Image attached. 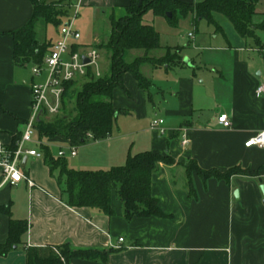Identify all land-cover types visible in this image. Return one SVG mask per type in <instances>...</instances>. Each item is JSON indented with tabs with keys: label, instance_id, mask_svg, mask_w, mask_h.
I'll return each instance as SVG.
<instances>
[{
	"label": "crops",
	"instance_id": "crops-1",
	"mask_svg": "<svg viewBox=\"0 0 264 264\" xmlns=\"http://www.w3.org/2000/svg\"><path fill=\"white\" fill-rule=\"evenodd\" d=\"M130 1L77 0L75 10L90 9L92 15H111L116 9L125 13ZM32 12L31 0H0V140L9 144L20 136L31 114L32 85L43 83L47 76L45 68L36 74L31 68L28 74V64L15 63L13 38L7 34L25 25ZM215 13L219 12H213L218 28L213 25L211 34L197 33L194 38L188 32L195 46L203 45L208 51L205 55L186 53L184 57L180 45H160L148 51V56L159 58L166 47H180L181 62L169 66L145 62L139 67L149 88L150 77L142 72V66H147L150 74L157 70L165 73L166 85L156 91L163 99V117L158 118L163 120L162 124L135 130L118 126L114 136L111 132L103 139L77 146V160L72 166L68 164L74 169H108L124 164L128 154L149 150L170 155L174 162L160 163L150 183L151 195L168 216L125 220L115 190L111 192L114 213L110 216L86 206H69L61 199L60 188L43 158L28 156L24 172L35 182L33 187L24 179L17 185H1L0 174V206L9 204L12 217L25 220L28 225L21 237L22 244L0 256V264H26V246L64 242L74 248L115 249L106 262L72 258L70 264H264V191L260 189L264 182L242 175H233L228 182L214 177L203 180L195 171L189 175L184 166L188 159H194L204 169L225 170L234 165L257 169L264 165V147L244 145L250 135L264 130V97L254 93L264 74L254 53L264 56V28L256 29L254 38L241 36L234 27V32L226 35ZM187 16L198 30L203 19L194 23L193 16ZM263 21L264 0H258L252 23L259 25ZM108 22L105 39L94 36L83 41L75 28L80 36L69 40L68 51L85 53L90 47L105 50L98 45L109 37L110 17ZM58 35L50 40L51 44L59 39ZM161 47L160 54H154ZM143 55L142 49H130L125 59L132 61ZM99 61L88 68L94 78L106 74L100 71ZM123 82L126 90L116 87L111 96L112 105L118 109L114 123L119 114L147 119L149 88L139 86L130 72L124 73ZM220 113L227 114L230 127L217 122ZM126 123L123 118L122 124ZM27 146L33 147L32 143ZM262 173L264 170L259 175ZM8 224L7 215L0 212V243L7 238Z\"/></svg>",
	"mask_w": 264,
	"mask_h": 264
},
{
	"label": "trees",
	"instance_id": "trees-1",
	"mask_svg": "<svg viewBox=\"0 0 264 264\" xmlns=\"http://www.w3.org/2000/svg\"><path fill=\"white\" fill-rule=\"evenodd\" d=\"M258 0H202L195 3H184L177 0H131L125 7V13L115 17L110 15L111 30L106 42L98 47L108 53V72L98 78L91 76L71 92L74 97L73 107L62 115L57 113L52 119L42 109L35 127L41 141L67 142L71 146H79L90 140H99L109 136L112 132L118 109L111 103L114 88L126 90L123 75L130 72L139 86L148 90V80L140 72V65L148 62L153 66L177 64L181 62L180 47H166L165 54L159 58L149 57L148 51L160 47L159 33L152 24L144 23L142 16L149 10L154 14H164L172 18V14L180 8L182 17L193 16V22L204 19L208 24L218 26L213 19V12L225 15L235 30L244 37H256L255 30L264 28L263 23H252L255 4ZM33 12L28 22L21 28L7 34L13 38V57L17 65L28 63L40 64L42 58L51 45L50 41H39L35 25L39 20L58 25L61 23L59 15L67 16L68 9L54 13L52 6L46 0H31ZM167 12L171 16L166 15ZM56 15L55 19L49 18ZM170 20V19H169ZM130 49H142L144 55L127 61L126 54ZM74 80L63 83L60 97L61 108L66 109L64 96ZM87 134H91L88 137ZM39 149L43 153V161L54 177L59 188L61 199L69 206H86L107 215L114 213L111 207V192L115 190L117 198L123 207V217L130 220L133 217H167L159 207V201L150 193L151 176L158 171L160 163L172 164L174 158L168 154L154 153L149 150L128 154L125 163L111 166L108 169H74L69 167L64 156L53 154L48 144L41 143ZM182 161V160H179ZM187 173L195 171L203 180L214 177L226 182L233 175L258 177L264 165L257 169L234 165L225 170L217 168H201L194 159L184 163ZM191 194L192 185L190 184ZM189 188V189H190ZM0 212L7 215L8 235L0 243V256L6 255L17 245L22 244V235L27 231V222L14 219L10 205H1ZM114 248H74L69 242L58 245L26 246V264H70L72 258L97 259L107 261L108 255Z\"/></svg>",
	"mask_w": 264,
	"mask_h": 264
},
{
	"label": "built area",
	"instance_id": "built-area-1",
	"mask_svg": "<svg viewBox=\"0 0 264 264\" xmlns=\"http://www.w3.org/2000/svg\"><path fill=\"white\" fill-rule=\"evenodd\" d=\"M74 16L60 25L58 40L53 42L42 58L41 64L32 67L33 73H39L43 68L47 70V76L43 83L33 84L31 89V114L26 119L24 129L20 136L13 144L5 143L0 140V174L2 177L1 185H17L21 180H26L29 187H33L35 182L24 172L25 163L22 164L23 158L28 156L43 157L39 149L41 143L50 144L51 141H41L35 138L36 121L42 111L47 114L55 115L60 107V97L63 91V83L66 81L76 80L88 76V68L94 65L100 57V52L95 47H90L85 53L79 51H68L69 40L78 39L80 34L73 27ZM191 36V33H188ZM88 61L84 62L83 57ZM49 89L53 97V103L49 101L46 91ZM256 97H264V75L261 81L254 89ZM217 122L222 127H230L231 121L226 113L217 115ZM162 119H153L152 127H158L162 124ZM162 132L163 130L160 129ZM91 137V134H87ZM186 140L183 138L182 140ZM33 143L36 147H29ZM246 147H264V130L258 131L248 137L244 142ZM66 150L69 155L76 154V147L69 145L67 142L58 144L57 156H64ZM261 182H264V173L258 176ZM122 241V237H119Z\"/></svg>",
	"mask_w": 264,
	"mask_h": 264
},
{
	"label": "rangeland",
	"instance_id": "rangeland-1",
	"mask_svg": "<svg viewBox=\"0 0 264 264\" xmlns=\"http://www.w3.org/2000/svg\"><path fill=\"white\" fill-rule=\"evenodd\" d=\"M49 4H54L52 6V11L54 13L56 12H61L65 8L68 9L67 16H62L59 15L58 18H61V23L58 25H55L53 23H46V20H39L36 25L35 29L37 32L38 37H42L43 39L45 38L46 41L54 40L57 38L59 35V29L60 25L63 24L66 20L74 16V24L73 27L74 29L76 28L80 34H81V40L83 41H88L92 40L94 36H98L100 39H105L106 36L108 35L109 31V17L110 15H92L91 10L87 9L85 10L84 8H80L75 10V5L77 0H46ZM180 11H185L184 8L177 9L172 15V18H167L164 14H158L155 15L153 14L152 11H147L143 16H142V21L144 23H149L152 24L160 33V45H180L182 50L184 51L183 55L184 57L186 56L185 54H191L194 56V54L200 55L201 53H204V55L208 52L204 49L203 45H198L195 46L194 44V38L198 34H206L209 35L211 34L210 31H213L214 26L211 24H208L204 19L201 20L198 24V30H196L195 27H193L190 24L188 16L186 18L182 17L180 14ZM124 12L123 11H118V9L115 10V13H111V15H114L115 17L121 16ZM171 14V13H170ZM191 15V14H190ZM56 15H51L49 18L55 19ZM57 18V17H56ZM170 19V20H169ZM215 19L217 22L221 25L223 32L227 35L231 34L234 32L233 25L231 22L228 20V18L223 15L222 13H215ZM195 26V25H194ZM188 32H192L194 35L193 37L188 36ZM264 36V35H263ZM161 49H156L154 50V54L158 55L162 51ZM174 51V50H171ZM101 54V57L99 58V69L101 72H108V53L106 50H100L99 51ZM255 55H257V61H259V67L262 68L264 67V56H259L257 52H255ZM260 57V58H259ZM32 65L28 63V65L25 68V71L30 74ZM147 66H142L141 70L144 74L148 73V76L150 77V83L151 87H154L157 89L159 88H164L166 85L165 82V76H164V71L163 70H157L153 71L151 74L149 73V70L146 69ZM45 72H43L42 75H44ZM264 75V74H263ZM87 77H82L74 80V83L72 87L68 88L67 90V95L64 96V100L66 102V109L61 108V105L59 107V110L57 113L62 115L64 112H66L68 109L73 107V100L74 97L72 96L71 92L73 89L78 88L82 83L87 81ZM150 89V88H149ZM47 97L50 99V102L53 103V97L51 95V92L49 89L46 91ZM163 102L162 99V94L160 92H156L153 95L151 94V100L149 101L147 105V111H148V117L147 119L144 120H138L137 118H134L133 115L130 116H123L122 114H119L118 117L116 118V121L113 125L112 128V135L114 136L117 131V127L120 126L121 128L123 127L124 129H138L141 126H149L151 124L153 119H158L161 116L163 117V111L160 108V104ZM56 113V114H57ZM55 114V115H56ZM134 114V113H133ZM45 117L47 119H52L54 115L51 114H46ZM123 118L125 121H127L126 124H122ZM37 134L35 135V138H37ZM59 141L58 139H56ZM33 147H36L32 143ZM50 147L52 149L53 154H56L58 150V145L51 143ZM66 157L68 164L72 166L76 160L77 157L69 155V153L66 150V154L64 155Z\"/></svg>",
	"mask_w": 264,
	"mask_h": 264
},
{
	"label": "water",
	"instance_id": "water-1",
	"mask_svg": "<svg viewBox=\"0 0 264 264\" xmlns=\"http://www.w3.org/2000/svg\"><path fill=\"white\" fill-rule=\"evenodd\" d=\"M166 14H167L168 17L171 16L170 12H167ZM83 61H84V62H87V61H88L87 57L84 56V57H83ZM258 74H259V73H258ZM156 91H157V89H155L154 87H150V89H149V92H150L152 95H153ZM24 161H25V157L23 158L22 164L24 163ZM260 189H261L262 191H264V184H261V185H260ZM234 195L237 197V191H236V190L234 191Z\"/></svg>",
	"mask_w": 264,
	"mask_h": 264
}]
</instances>
